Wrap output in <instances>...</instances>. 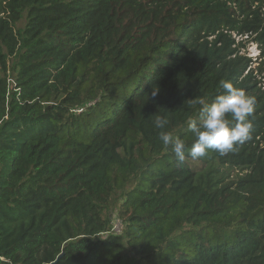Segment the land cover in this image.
<instances>
[{"label": "trees", "instance_id": "obj_1", "mask_svg": "<svg viewBox=\"0 0 264 264\" xmlns=\"http://www.w3.org/2000/svg\"><path fill=\"white\" fill-rule=\"evenodd\" d=\"M251 43L264 0H0V264H264ZM225 80L251 138L178 165L159 132L191 148Z\"/></svg>", "mask_w": 264, "mask_h": 264}, {"label": "clouds", "instance_id": "obj_2", "mask_svg": "<svg viewBox=\"0 0 264 264\" xmlns=\"http://www.w3.org/2000/svg\"><path fill=\"white\" fill-rule=\"evenodd\" d=\"M220 84L223 91L211 102L200 99L199 118L188 122V131L195 138L191 148L186 149L185 141L171 132H159V140L170 148L178 165L183 164L187 158H202L209 150L220 155L227 154L251 138L252 122L249 117L254 111L255 98L226 80ZM157 92V88L152 89L151 95L155 97ZM154 124L156 128L164 129L168 120L157 116Z\"/></svg>", "mask_w": 264, "mask_h": 264}, {"label": "rangeland", "instance_id": "obj_3", "mask_svg": "<svg viewBox=\"0 0 264 264\" xmlns=\"http://www.w3.org/2000/svg\"><path fill=\"white\" fill-rule=\"evenodd\" d=\"M23 25H24L23 22L18 23V26H23ZM242 53H244L248 57H251L253 62L251 65V68L253 70V75L256 77L257 81H260L262 87H264V56L261 55L258 47L252 43L246 47L245 51L242 50ZM115 212H116L115 209L111 211V217H113V219L115 217ZM114 223L112 224V230H111L112 232L119 230V228H121L122 226L121 223L120 226L117 224V226L114 227Z\"/></svg>", "mask_w": 264, "mask_h": 264}, {"label": "built area", "instance_id": "obj_4", "mask_svg": "<svg viewBox=\"0 0 264 264\" xmlns=\"http://www.w3.org/2000/svg\"><path fill=\"white\" fill-rule=\"evenodd\" d=\"M115 222V223H114ZM114 223V227H116L117 226V224L120 226L121 225V221L118 219V218H116L113 222H112V224ZM111 230H112V225H111ZM120 231V228H119V230H117V231H115V232H119Z\"/></svg>", "mask_w": 264, "mask_h": 264}]
</instances>
